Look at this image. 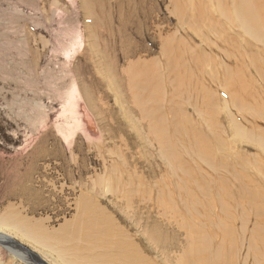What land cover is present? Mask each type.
Listing matches in <instances>:
<instances>
[{
	"label": "rangeland",
	"instance_id": "obj_1",
	"mask_svg": "<svg viewBox=\"0 0 264 264\" xmlns=\"http://www.w3.org/2000/svg\"><path fill=\"white\" fill-rule=\"evenodd\" d=\"M219 1L105 0L103 3L104 0H0V229L18 225L17 232H20V236L17 232L14 235L9 232L15 250H8L0 241V264H37V259L41 258L48 264H69L65 260L67 256L62 259L54 249L62 247V240L66 239L67 242L71 235H81L76 230L80 221L76 225H73L76 222H72L77 211L75 200L80 193L92 195L107 214L114 216L119 227L127 228L133 239L143 238L138 247H142V251L155 264H185L181 254L191 245L188 241L191 237L186 230L192 225V219L204 222L205 217L211 232L214 228L222 229L221 221L228 228L230 221L222 220V213L234 212V216H238L236 222L233 221L235 224L238 222L235 225L238 231L243 227L240 226L241 212L243 209L247 212L252 207L246 199L248 194L242 199L243 206L237 205L240 201L236 193L241 191L243 176L250 177V187L245 191L257 187L261 201H264V174L260 172L261 165H264V42L257 44L262 51L259 55L255 54L254 44L251 45L252 55L250 50L243 53V45L233 47L224 42V38L217 40V35L223 33L226 38L235 37V29L230 26L237 27L235 21L229 18L232 0H221L224 4ZM220 12L224 17L220 16ZM214 23L219 25L220 31L215 38L209 34ZM223 24L225 27L222 30L220 25ZM242 35L241 40H248L245 32ZM170 36L175 38L168 42ZM178 41L185 42L182 48L178 47ZM215 41L219 43L216 45ZM249 46L245 49H250ZM233 49L236 54L231 53ZM254 54L259 63L248 62L247 59ZM198 56L200 60L193 59ZM246 57L247 61L242 59ZM140 62L147 67L158 62L159 74L162 73L163 79L161 87L166 86L167 89L170 83L169 87L173 88L171 94V89L164 90L166 94L162 104V116L167 119V108L172 106V115L181 129L177 133L178 154L174 163L177 168L173 167V173L168 168L171 157L168 161V153L161 152L163 150L152 138V131L144 120L148 117V111L142 118L137 114H142L143 109L138 112L137 108L145 107L149 99V95L145 99L143 96L140 98L141 91L135 86L144 77L132 81L138 73L136 69L140 70ZM223 63L229 65L230 69L224 70ZM167 64H173L174 74H168ZM236 65L238 69L235 72L240 71L233 76ZM257 65H260L257 68L261 74L258 71L254 73ZM127 66L131 72L127 71L123 77L121 70L127 69ZM117 77L121 78L122 90ZM169 78L180 82L177 93L174 92L176 83L172 84ZM129 96L137 104L133 105ZM79 100L86 107L90 120L86 116L84 121L79 119L80 112L76 107ZM91 121H94L97 136L90 139L85 133L90 131L88 127H93ZM188 122L196 123L199 131L202 128L205 134L209 133L211 141L215 142L210 152H205L207 148L200 142L187 141V135L183 138ZM82 125L85 126L83 129ZM93 139L98 142H93ZM183 141L190 143L186 152L182 148ZM122 153L124 159L121 158ZM214 161L222 166L216 163V166L214 163L209 166ZM123 162L127 165H123L126 173L122 175L120 170L111 171V165ZM252 178L254 180L251 181ZM197 179L200 181L197 187L208 180L211 191L204 194L200 191V195L195 187L190 189L189 186H194ZM222 179L234 188L233 197L223 190L227 185L224 187ZM117 189L124 193L120 201L112 198V193ZM170 192L176 196L173 203L167 202ZM127 198L126 202L131 200L128 204L124 202ZM13 205L18 207L16 209L21 215L32 218L34 222L22 226L19 215L11 218L6 210ZM208 212L212 213L209 217ZM189 213L193 215L192 218L187 216ZM249 214V218L254 215L251 210ZM212 215L215 220L211 222ZM156 220L155 228L161 237L157 249L154 243L151 245L147 242L143 232ZM40 221L47 228L45 238L50 243L48 247L38 244L39 230L37 237L32 234L33 229L41 227ZM249 221L245 225L244 240L238 235L236 246L239 260L246 253L252 257L255 253L252 250L254 246L248 242L254 219ZM68 222L67 229H60ZM213 222L219 223V226ZM0 234L7 233L0 230ZM218 240L219 237L214 238L212 244ZM179 247H183L181 251ZM210 249L214 250V246ZM70 252L74 254V251Z\"/></svg>",
	"mask_w": 264,
	"mask_h": 264
},
{
	"label": "bare ground",
	"instance_id": "obj_2",
	"mask_svg": "<svg viewBox=\"0 0 264 264\" xmlns=\"http://www.w3.org/2000/svg\"><path fill=\"white\" fill-rule=\"evenodd\" d=\"M85 1V0H84ZM225 1V0H224ZM224 1L222 2L221 0L219 1V3H223L224 4ZM107 2V1H106ZM120 2V0H119ZM188 2V1H187ZM105 3V0L104 2ZM83 4V3H82ZM174 4V3H173ZM218 4V3H217ZM102 5V4H101ZM226 5V4H225ZM232 5V6H231ZM231 11L229 12L230 15H229V18L230 19H233L235 21V23L237 24V27L234 26V25H231V29H235L234 33L235 34V37H231V36H227L228 38L225 37L224 33L223 34H219L217 35L218 33H220L219 31V25H217V23H214L213 27H212V30L211 32L209 33L210 36L212 35L213 37L214 36H218L219 38H217V40H222L223 38L225 40H223L224 42L230 44L231 46L235 47L237 45H243V50H245V52L243 53H246V51H249L251 54V45L254 44L255 46V54L256 55H259V53H261L262 51L259 49V47L257 46L258 43H262L264 42V0H232L231 1ZM212 6V5H211ZM96 7V6H95ZM213 7V6H212ZM216 7V6H215ZM94 8V7H93ZM186 8V7H185ZM219 9H222L221 6H218ZM95 9V8H94ZM93 9V10H94ZM100 9V8H99ZM229 10V8H228ZM217 11V10H216ZM90 12V11H89ZM219 12V11H218ZM223 12V11H222ZM105 13V12H104ZM210 13V12H209ZM226 12H224L225 14ZM97 14V12H96ZM191 14V13H190ZM219 14V13H218ZM100 15V14H98ZM226 15L228 16V14L226 13ZM220 16L221 17H224V15L220 12ZM98 17V16H97ZM123 17V16H122ZM140 17V16H139ZM124 18V17H123ZM211 19H212V22H213V18L211 16ZM215 19V18H214ZM218 19V18H217ZM227 19V17H226ZM225 19V20H226ZM229 19V20H230ZM220 20V19H219ZM224 20V19H222ZM96 22V21H95ZM114 22V21H113ZM211 22V21H210ZM229 22V21H228ZM233 21L231 20V24ZM148 23V22H147ZM207 23V22H206ZM193 24V23H192ZM189 25V24H188ZM227 26V30H228V24L226 25ZM99 27V26H98ZM155 27V26H154ZM192 27V26H191ZM190 27V28H191ZM203 27V26H202ZM207 27V26H205ZM210 28V26H208ZM224 24L223 25H220V29H224ZM214 28V29H213ZM217 28V29H216ZM100 29V28H99ZM102 29V28H101ZM195 29V28H194ZM199 29V28H197ZM203 29V28H202ZM240 30V31H239ZM100 31V30H99ZM103 31V30H102ZM182 31V30H181ZM188 31V29H187ZM206 31V29H205ZM210 31V30H209ZM229 31V30H228ZM200 32V31H199ZM223 32V31H222ZM243 32H245V35L248 38V40H245L243 37V40H241V36H243ZM171 33V32H170ZM169 33V34H170ZM183 33V32H182ZM204 33V32H203ZM227 33V32H226ZM187 34V33H186ZM228 34V33H227ZM99 35V34H98ZM188 35V34H187ZM196 35V34H195ZM198 35V34H197ZM206 35V34H205ZM244 35V36H245ZM193 36V35H192ZM245 36V37H246ZM189 37V36H187ZM199 37V35H198ZM161 38V37H160ZM175 36L172 37L170 36L169 39H168V42L171 41V40H174ZM190 38V37H189ZM215 38V37H214ZM177 39V38H176ZM175 39V40H176ZM208 39V38H207ZM251 39V40H250ZM101 40V39H100ZM165 40V39H164ZM179 40V39H178ZM95 41V40H94ZM189 41V40H188ZM209 41V40H208ZM253 41V43H252ZM179 42V41H178ZM247 42V43H246ZM255 42V43H254ZM187 43V42H186ZM216 45L219 43L218 41H215L214 42ZM170 44H173L172 42ZM185 44L184 41H180L178 45V47H181ZM221 44V43H220ZM250 46H249V45ZM263 44V43H262ZM167 45V44H166ZM188 45V44H187ZM191 45V44H190ZM94 46V45H93ZM165 46V45H164ZM169 46V45H168ZM247 46L250 47V49H245L247 48ZM264 46V45H262ZM97 47V46H96ZM95 47V48H96ZM170 47V46H169ZM221 47V45H220ZM162 48V47H161ZM187 48V47H186ZM226 48V47H225ZM262 48V47H261ZM164 49V48H163ZM166 49V48H165ZM180 49V48H179ZM191 50V49H190ZM208 51V50H207ZM242 51V50H241ZM254 51V50H253ZM95 52V51H94ZM184 52V51H183ZM198 52V51H197ZM222 52V51H220ZM103 53V52H102ZM232 54H236V50L233 49L231 51ZM160 54H161V51H160ZM196 54H199V53H196ZM225 54V53H224ZM255 54L253 57H251L250 59H247L246 58H242L243 60L247 61L250 63V62H253L256 64V61L257 59L255 58ZM171 55V53H170ZM228 55V54H227ZM231 55V54H229ZM245 55V54H244ZM253 55V54H252ZM102 56V55H101ZM163 56V55H162ZM175 56V55H174ZM123 57V56H122ZM173 57V55H172ZM183 57V56H182ZM200 56L198 57H192L193 59H199ZM203 57V55L201 56ZM234 57V55H233ZM259 57V56H258ZM103 58V57H102ZM131 58V57H130ZM158 58V57H157ZM168 58V57H167ZM204 58V57H203ZM253 58V60H252ZM263 58V55L260 56V59ZM97 58H95L96 60ZM108 59V58H107ZM134 59V58H133ZM138 59V58H137ZM202 59V58H201ZM210 59V58H209ZM247 59V60H246ZM258 59V60H260ZM101 60V59H100ZM106 60V59H105ZM176 60V59H175ZM133 61V60H132ZM138 61V60H137ZM170 61V60H169ZM180 61V60H178ZM237 61V59H236ZM127 62V61H126ZM129 62V61H128ZM151 62V60H150ZM171 62V61H170ZM183 63V62H182ZM203 63V62H202ZM253 63V64H254ZM259 63V62H258ZM117 64V63H116ZM133 64V63H132ZM170 64V63H168ZM166 65L167 69H168V74H174L175 72V67L174 69L172 68V65ZM179 64V63H177ZM186 64H187V61H186ZM204 64V63H203ZM217 64V63H216ZM224 64V63H223ZM246 64V63H245ZM252 64V63H251ZM254 64V65H255ZM129 65V64H128ZM139 65V64H138ZM100 66V65H98ZM110 66V65H109ZM112 66V65H111ZM122 66V65H121ZM133 66H136V65H133ZM220 66V65H219ZM118 67V65H117ZM128 68L124 69V70H121L122 71V74H123V77L125 75H127V71H130L129 70V66H127ZM203 67V66H201ZM221 67V66H220ZM238 66L236 65V67L233 69L234 72ZM257 67H260V65H257L255 68H254V73L258 71V68ZM113 68V67H112ZM179 68L180 65H179ZM185 68V67H184ZM191 68V67H190ZM223 68L224 70H229L230 67L229 65H226L224 64L223 65ZM242 68V67H241ZM98 69V68H97ZM109 69V68H108ZM139 71H137L136 69V72H138L136 75L133 76V80L132 81H136V78H139L141 76L144 77V80H138L135 84L136 88H138L140 91H141V95H140V98L141 96H143V98L145 99L146 98V95H149V99H148V104L145 105V107H141V108H137L138 109V112L142 111V114H138V116L140 115V117H144L148 111V117L147 118H144V120L146 122H148V126L150 127V130L152 131V138L155 139L157 141V144L159 145V148L163 151L161 152H164L166 151L168 153V161L171 157V160L169 162V166L168 168H170V171L173 173L172 169L173 167H176L177 168V164L174 165V163L176 162L177 160V154H178V151H177V147L178 145H176V139H177V133L181 132V129L179 127V123L176 122V117L172 115V112H171V107L170 108L168 107L167 108V114L169 117H167V119L165 117L162 116V110H163V107H162V104H163V99L165 98L164 97V93L165 91L164 90H167V89H171L169 87V84L167 89H166V86L165 87H161L160 83H161V80L162 79V73L159 74V70H160V65L158 62H153L151 64H149V66L147 67L143 62H140V66H139ZM163 70V69H162ZM196 70V69H195ZM245 70V69H244ZM113 71V70H112ZM210 71V70H209ZM238 71L240 70H237L233 76H237L236 74L238 73ZM103 72V71H102ZM131 72V71H130ZM184 72V71H183ZM190 72V71H189ZM195 72V71H194ZM223 72V71H222ZM260 74L261 72L258 71ZM119 73V72H117ZM95 74V73H93ZM92 74V75H93ZM96 74H98V72H96ZM114 75H116V73H113ZM187 74H189L187 72ZM202 74V73H201ZM257 74V73H256ZM209 75V74H208ZM95 76V75H94ZM111 76V75H110ZM109 76V77H110ZM225 76V75H224ZM232 76V77H233ZM238 76H241V75H238ZM251 76V75H250ZM114 77V76H113ZM116 77V76H115ZM199 78V76H198ZM203 78V77H202ZM201 78V79H202ZM231 78V77H230ZM240 78V77H239ZM95 79H96V76H95ZM117 82H118V86L120 88V90H122V81H121V78L120 77H117ZM171 81H172V84L173 82L176 83V87L174 89V92L177 93L179 91V81L177 79H172V78H169ZM182 79V78H181ZM100 80V79H99ZM104 80V79H103ZM106 80V79H105ZM131 80V79H130ZM195 80V79H194ZM199 80V79H198ZM235 80V79H234ZM236 80H238L236 78ZM132 81H129V82H132ZM182 81V80H181ZM205 81V80H204ZM239 81V80H238ZM238 81H236L235 83H238ZM244 81V80H243ZM261 81V80H260ZM200 82V81H199ZM225 82V81H224ZM194 83V82H193ZM208 83V82H207ZM206 83V84H207ZM109 84V83H108ZM127 84V82H126ZM184 84V83H183ZM133 85V84H132ZM188 85V84H187ZM214 86V85H213ZM228 86V85H227ZM230 87V86H229ZM228 87V88H229ZM173 89V88H172ZM170 90V94L173 93V90ZM199 89V88H198ZM231 89V88H229ZM234 89V88H233ZM247 89V88H246ZM118 91V90H117ZM244 91H248V90H245ZM261 91V90H260ZM132 92V91H131ZM130 92V93H131ZM183 92V91H182ZM236 92V91H235ZM251 92V91H250ZM192 93V92H191ZM120 94V93H119ZM128 94V93H127ZM166 94V93H165ZM184 94V93H183ZM169 95V94H168ZM191 95V94H190ZM231 95V94H230ZM240 95V93H239ZM84 96V95H83ZM251 96V95H250ZM178 97V95H177ZM217 97V96H216ZM232 97V95H231ZM168 98V97H167ZM198 98V97H197ZM219 98V97H218ZM236 98V97H235ZM121 99V98H120ZM123 99V98H122ZM128 99V98H127ZM129 99L130 101L133 103V105L137 104V103H134L133 100H132V97L129 96ZM128 99V101H129ZM239 99V98H238ZM242 99V98H241ZM249 99V98H248ZM87 100V99H86ZM168 100V99H167ZM173 100L174 97H173ZM235 100V99H234ZM251 100V99H249ZM127 101V102H128ZM129 101V102H130ZM139 101V99H137V102ZM236 101V100H235ZM130 102V103H131ZM196 102V101H195ZM238 102V101H237ZM230 103V102H229ZM239 103V102H238ZM242 103V102H241ZM250 103V102H249ZM175 104V103H173ZM201 104V103H200ZM243 104V103H242ZM245 104V103H244ZM247 104V103H246ZM167 105V103H166ZM169 105V104H168ZM207 105V104H206ZM130 106V105H129ZM164 106V105H163ZM256 106V105H255ZM76 107H78V110H79V119L80 120H85L84 117L86 116L88 120H90V116L89 113L87 112V109L86 107L84 106L83 102L79 100V102L76 104ZM90 107V106H89ZM188 107V106H187ZM234 107V106H233ZM257 109H258V106H256ZM260 107V106H259ZM80 108V109H79ZM133 108V107H132ZM135 108V107H134ZM246 108L249 109V107L246 106ZM160 109V111H159ZM251 109V108H250ZM254 109V108H253ZM262 109V108H261ZM247 110V109H246ZM255 110V109H254ZM259 111V110H258ZM256 113V111H254ZM224 113V112H223ZM252 113V112H251ZM260 113V111H259ZM175 114V113H174ZM208 115V114H207ZM257 115V114H256ZM251 116V115H250ZM90 117V118H89ZM256 117V116H255ZM140 118V119H141ZM170 118V119H169ZM86 119V120H87ZM124 119V118H123ZM142 120V119H141ZM203 121V120H202ZM88 122V121H86ZM84 123V122H82ZM91 123H93V127H88L90 128L89 130L90 131H87V134L90 139L91 137H96L97 136V129H96V126L94 124V121ZM143 123H145L143 121ZM183 123V122H182ZM85 124V123H84ZM87 124V123H86ZM85 124V125H86ZM188 126H184L182 128L185 129V127L187 128V131L185 132V135L183 136V138L187 135L188 136V139L187 141H194L197 142V143H202L206 148H207V151L205 152H210V149L213 148L214 146L212 144H214L215 142H212L211 141V138L209 137V133L207 132L206 134L204 133V130L202 128H200V131L199 129H196V126L194 123H189L188 122ZM200 125V124H199ZM130 126V125H128ZM83 127H85L84 125H82V129ZM207 127V126H206ZM130 128V127H129ZM132 128V127H131ZM209 129V127H207ZM242 128V127H241ZM87 129V128H86ZM149 129V128H147ZM180 130V131H179ZM207 131V130H206ZM137 132V131H136ZM210 132V131H209ZM244 132V131H242ZM245 133V132H244ZM248 133V132H246ZM99 134V133H98ZM92 135V136H91ZM243 135V134H242ZM254 135V134H253ZM87 136V137H88ZM250 136V135H249ZM86 137V136H85ZM100 137V136H99ZM98 137V138H99ZM258 137V136H257ZM257 137H256V141H257ZM182 138V139H183ZM247 138V137H246ZM259 139V138H258ZM94 140V139H93ZM97 141V139H95ZM95 140L93 142H95ZM260 140V139H259ZM264 139H262L263 141ZM261 141V140H260ZM98 142V141H97ZM251 142V141H250ZM121 143V142H120ZM156 143V142H155ZM177 143H178V140H177ZM255 143V142H254ZM104 144V143H103ZM123 144V143H121ZM190 145V143H185V141H183L182 143V148L184 149V151L186 152V149H187V146ZM124 146V145H123ZM107 150V149H106ZM114 151V150H113ZM108 152V151H107ZM114 153V152H113ZM128 154V153H127ZM166 154V153H165ZM208 154V153H206ZM115 155V154H114ZM129 155V154H128ZM119 156V155H118ZM165 156V155H164ZM102 158V157H101ZM121 158L124 159V154L122 153L121 154ZM103 159V158H102ZM211 159H213L211 157ZM121 160V159H120ZM191 162V161H190ZM207 163V162H206ZM214 165L216 166V164H218L219 166H222L221 163L219 162H210L209 163V166L210 165ZM216 163V164H215ZM89 165V164H88ZM126 165L125 162L121 163V164H117V163H114L113 165H111V171L113 170H120L121 171V174L123 175L124 173H126V170L123 169V166ZM261 165V164H260ZM204 166V165H203ZM208 164H207V167L209 168ZM196 167V166H194ZM199 168H200V165H199ZM207 168V169H208ZM210 168H213V167H210ZM180 169V168H178ZM202 169V168H201ZM218 169V168H217ZM174 170V169H173ZM209 170V169H208ZM184 171V170H183ZM203 171V170H202ZM215 171V169H214ZM196 172V170H195ZM260 172H263L264 174V165H261V170ZM213 173V172H212ZM175 174V173H174ZM118 175V174H117ZM182 175V174H181ZM36 176V175H35ZM38 176V175H37ZM173 176V174H172ZM234 176V175H233ZM133 177V175H132ZM177 177V175H176ZM254 177V176H253ZM34 178V177H33ZM46 178V177H45ZM112 178V177H111ZM116 178V177H115ZM124 178V177H123ZM166 178V177H165ZM263 178V175L262 177ZM98 179V178H97ZM132 179V178H131ZM91 180V179H90ZM114 180V179H113ZM116 180V179H115ZM118 180V179H117ZM138 180V179H137ZM223 180V179H222ZM254 180L253 178L251 179V181ZM263 180V179H262ZM106 181V180H105ZM139 181V180H138ZM205 182L201 184L200 187H197L199 184H200V181L197 179L196 183L190 187V189H192V187H195V189L199 192L200 194V191L202 194H204V192H208V191H211V188L212 186L210 187V183L208 180H204ZM224 181V187L225 185H227L223 190H226L227 191V194L230 196V197H233L232 193L234 192V188H232L229 184H228V181L226 180H223ZM240 181V180H239ZM55 182V181H54ZM118 182L121 184V181L118 180ZM187 182V181H186ZM264 182V181H263ZM107 183V182H106ZM131 183V182H130ZM170 184H173L172 181L169 182ZM189 183H191L189 181ZM194 183V181H193ZM249 183H250V177L249 176H243L242 177V180L240 182V190L241 191H237L236 195H237V198L239 199V203H237V205H239V207L243 206V203H242V199L245 198L247 196V202L252 205V207L248 208L247 209V212L243 209L242 212H241V215H240V222L242 224H240V226H243L241 229L239 228V231H238V228L237 225L238 222L235 224L236 222V217L238 216H234V212H226V213H222V211H219L222 213V215H224V217H222V220L226 219L227 221H230L229 223V226H227L228 228H226V226L224 225V221L222 222L221 220V225H222V229L221 230H218L216 232L215 228L210 232L207 228V221L204 217V222L202 220H200L199 222L196 221V219H192L193 223L192 225H190L189 229L186 230V232L189 234H187L189 236V238L191 237L190 240V244L189 247L187 249H185V253L181 254L182 255V258L181 260H183L184 258V263L185 264H264V201L262 202L261 201V193H260V190L257 189V187L253 188V189H248L249 191L246 192L245 190L247 188H249ZM137 184V183H136ZM205 184V186H204ZM132 185V184H131ZM177 186V184H175ZM84 186V185H83ZM137 186V185H136ZM135 186V187H136ZM154 186V185H153ZM170 186V185H169ZM233 186V185H232ZM252 186V185H251ZM259 186V185H257ZM106 187H107V184H106ZM116 187V186H115ZM175 187V186H174ZM185 187V186H184ZM206 187V188H205ZM239 187V186H238ZM51 188V187H50ZM91 188V187H90ZM123 188V187H122ZM137 188V187H136ZM143 188V187H142ZM178 188V187H177ZM181 189V187H179ZM252 188V187H251ZM89 189V188H88ZM104 189V188H103ZM162 189V188H161ZM185 189V188H184ZM119 190L121 191V189H117L115 192L112 193V198L114 197V199L116 201H118L119 199H123L124 198V193H120ZM183 190V188H182ZM252 190L254 191V193H252ZM167 191V189H166ZM193 191V190H191ZM97 192V191H95ZM94 192V193H95ZM99 192V190H98ZM97 192V193H98ZM169 193V191H167ZM80 193V191H79ZM106 193V192H105ZM116 193V194H114ZM137 193V192H136ZM171 194H168L167 196V202H171L173 203V200L176 196H174V194L172 195V192H170ZM135 194V193H134ZM218 194V192H217ZM110 195V194H109ZM108 195V196H109ZM127 195V193H126ZM132 195V194H131ZM140 195V194H139ZM201 195V194H200ZM73 196V195H72ZM149 196V195H147ZM186 196V195H185ZM101 197V196H100ZM137 197V196H136ZM158 197V196H157ZM187 197V196H186ZM70 198V197H69ZM111 198V197H110ZM159 198V197H158ZM65 199V198H64ZM128 200V198L124 201L126 202ZM143 200V199H142ZM66 201V200H65ZM75 210L77 209L76 214L72 220V222H76L75 224L73 225H76L78 224V220L80 221V226L79 228H77L76 230L80 231V234L79 236H73L71 235L70 237H68V241L66 242L64 240H62L63 242V246L62 247H57L56 250L57 253L59 254L60 257H62V259H64L63 257L67 256L66 257V261L69 263V264H155L153 263L151 260H149V257L148 255H146L142 250V247H138V243L141 239H133L132 237L133 236H130L128 234V230L126 229H123L121 227H119L117 224H116V221H114V216H112L111 214H107L106 213V210L102 209L100 204L95 201L92 197V195H87V194H81L78 196V198L75 200ZM112 201V200H111ZM120 201V200H119ZM131 200H129L128 202H126V204L130 203ZM149 203H150V200H148ZM246 201V200H245ZM123 202V203H124ZM156 202V201H155ZM67 203V202H66ZM108 203V202H107ZM109 203H112L114 204L113 202H109ZM108 203V204H109ZM142 203V202H141ZM148 203V202H147ZM162 203V202H161ZM164 203V202H163ZM159 204V202H158ZM216 204V203H215ZM136 205H137V201H136ZM181 205V204H180ZM245 205V204H244ZM141 206V204H140ZM143 206V205H142ZM198 206V205H197ZM247 206V205H246ZM113 207V206H112ZM124 207V205H123ZM137 207V206H136ZM145 207V206H144ZM154 207V206H153ZM200 207V206H199ZM249 207V206H248ZM18 208L16 205H13V206H9L8 210L7 211V214H9L11 216V218H16L18 215L21 217V221L19 222L22 226H27L29 223L31 222H34L32 218H28L26 215H21L18 210L16 209ZM121 208V207H120ZM125 208V207H124ZM132 208V206H131ZM163 208V207H162ZM183 208V206H182ZM126 209V208H125ZM133 209V208H132ZM164 209V208H163ZM4 210V209H3ZM137 210V209H136ZM193 210V209H192ZM197 210V209H196ZM209 210V209H208ZM215 210V209H214ZM222 210V209H221ZM228 210V209H227ZM236 210V208H235ZM241 210V209H240ZM251 212L254 214L253 216H251V218L254 219V221L252 222V228L249 232V237H248V242L250 243V245L254 246V248H252V250L255 251V253L253 254V257L249 254V253H246L245 255H243L242 259L239 260L238 259V256H239V249L238 247L236 246L237 242H238V235H240V237L242 236V239L244 240V235L246 233V228H245V225L250 222L249 220H251V218H249V212ZM126 211V210H125ZM135 211V210H133ZM140 211V210H139ZM177 211V210H176ZM199 211V210H198ZM203 211V210H202ZM229 211H230V207H229ZM15 212V213H14ZM131 212V211H130ZM210 212V211H209ZM208 212V217L211 216V214ZM199 213V212H198ZM237 213V211L235 212ZM123 214V212H122ZM139 214V213H138ZM190 215H187L188 217H193V215L191 213H189ZM210 214V215H209ZM227 214V215H226ZM221 215V214H220ZM126 216V214H125ZM136 216V215H135ZM199 216H200V213H199ZM204 216V215H202ZM127 217V216H126ZM133 217V216H131ZM191 217V218H192ZM201 217V216H200ZM218 219H220V216H217ZM139 218V217H138ZM182 218V217H181ZM212 218H213V215H212ZM211 218V222L212 220H215L214 218L212 219ZM210 219V218H209ZM235 220V222H233ZM10 221V220H9ZM7 221V222H9ZM149 221V220H148ZM183 221V219H182ZM17 222V221H16ZM1 223V222H0ZM157 223V220L156 222L152 224H150L149 226L145 227V230L143 231L144 232V236L145 238L147 239V242H150L151 245L152 243L155 244V247L156 245L160 244V232L156 231L157 229L155 228V225ZM197 223L199 224V226L197 227ZM205 223V224H203ZM214 223V222H213ZM213 223H210V224H213ZM2 224V223H1ZM39 224L41 225V227H36L35 230L33 229L32 230V234L35 235L37 237V231L39 230V240L37 241L38 244H41L43 245L44 247L47 246V244L49 243L47 240V238H45V233L47 232V228L46 227H43V223L40 221ZM69 222L68 223H65L64 225H62L60 227V229H63L64 227H66L67 229V226H68ZM72 224V223H70ZM208 224V225H210ZM148 225V223H147ZM185 225V224H184ZM214 225H218L219 226V223L218 224H215ZM18 226V225H17ZM15 226H12V228H7V226L5 227V229H0L1 232H5L7 234H0V241H3L4 245H6L7 249L8 250H12V248H16V246L14 245V241H12L11 239V235H14L17 230L19 231V228ZM72 226V225H70ZM188 226V225H187ZM211 226V225H210ZM212 227V226H211ZM1 228V227H0ZM70 228V227H69ZM68 228V229H69ZM218 228V227H217ZM230 228V229H229ZM248 228V227H247ZM23 229H26L25 227H23ZM65 229V230H66ZM227 229V230H226ZM57 230V229H56ZM241 230V231H240ZM245 230V231H244ZM22 231V230H21ZM24 231V230H23ZM76 231V232H78ZM235 231H237V235L235 236ZM249 231V230H248ZM9 232L11 233V235L9 234ZM168 232V231H167ZM240 232V233H239ZM20 236V232H17ZM22 233V232H21ZM27 233V232H26ZM53 233V232H52ZM55 233V232H54ZM62 233V232H61ZM64 234H67L66 232H63ZM79 233V232H78ZM17 234V235H18ZM143 234V233H142ZM25 235V234H24ZM28 235V233H27ZM58 235V234H57ZM70 235V234H69ZM166 235V234H165ZM244 235V236H243ZM34 236V237H35ZM53 236V235H52ZM56 236V235H55ZM173 236V235H172ZM214 236V237H213ZM141 237V236H140ZM152 237H154V239H152ZM219 237V240L217 241V243H214L212 244L214 241V238H218ZM29 240H34L32 239L31 237H28ZM37 239V238H36ZM57 240V237L55 238ZM177 239V238H176ZM213 239V240H212ZM149 240V241H148ZM164 240V239H163ZM55 241V240H54ZM58 241V240H57ZM137 241V242H136ZM16 242V241H15ZM36 242V241H34ZM47 242V243H46ZM60 242V241H59ZM146 242V243H147ZM167 242V241H166ZM165 242V244H166ZM171 242V241H170ZM186 242V241H185ZM163 243V242H162ZM175 243V242H174ZM35 244V243H34ZM50 244V243H49ZM149 244V243H148ZM164 244V243H163ZM164 244V245H165ZM169 244V243H168ZM185 244V243H184ZM188 244V242H187ZM186 244V245H187ZM149 245V246H151ZM163 245V246H164ZM179 246V243L177 244ZM185 245V246H186ZM214 246V250L210 249L211 247ZM228 245V247H227ZM250 245L248 247H250ZM161 246V245H160ZM188 246V245H187ZM39 247V245H38ZM48 247V246H47ZM147 247V246H146ZM162 247V246H161ZM184 247V246H183ZM181 247V248H183ZM242 247V246H241ZM244 247V246H243ZM247 247V245H246ZM52 248V247H50ZM150 248V247H149ZM160 248V247H158ZM180 248V247H179ZM181 248H180V251H181ZM22 249V248H21ZM44 249V248H43ZM70 249V250H69ZM157 249V247H156ZM251 249V247H250ZM158 250H161V249H158ZM164 250V248H163ZM175 250V249H174ZM47 251H48V248H47ZM50 251V250H49ZM70 251H74V254H72ZM165 251V250H164ZM170 251V250H169ZM177 251V250H175ZM52 252V250H51ZM79 254H77V253ZM160 252V251H159ZM172 252V251H171ZM174 252V251H173ZM241 252V251H240ZM251 252V251H250ZM253 252V251H252ZM1 253V252H0ZM4 253V252H2ZM158 253V251H157ZM163 253V251H162ZM166 254L167 251H165ZM170 253V252H169ZM176 253V252H175ZM179 254V253H178ZM177 254V256H178ZM1 255V254H0ZM31 255V254H30ZM156 255V254H155ZM173 255V254H172ZM175 255V254H174ZM181 255L179 254V256L181 257ZM2 256V255H1ZM171 256V255H170ZM176 256V255H175ZM237 256V257H236ZM241 256V255H240ZM250 256L252 257V260L250 258ZM159 257V256H158ZM168 257V255H167ZM166 257V258H167ZM57 258V257H56ZM71 258L73 260H71ZM172 258V257H170ZM43 258L41 259H37L38 260V263L37 264H48L49 262H45L44 260H42ZM165 259V258H164ZM170 260V259H169ZM174 260H175V257H174ZM237 260V261H236ZM161 261V259H160ZM165 261V260H164ZM178 261V259H177ZM176 261V262H177ZM240 261V262H239ZM76 262V263H75ZM78 262V263H77ZM163 262V261H162ZM182 262V261H181ZM59 263V262H58ZM165 263V262H163ZM173 263V262H172ZM171 263V264H172Z\"/></svg>",
	"mask_w": 264,
	"mask_h": 264
}]
</instances>
